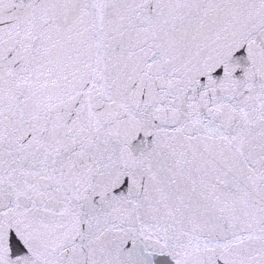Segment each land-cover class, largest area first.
Listing matches in <instances>:
<instances>
[{
    "label": "snow or ice",
    "instance_id": "snow-or-ice-1",
    "mask_svg": "<svg viewBox=\"0 0 264 264\" xmlns=\"http://www.w3.org/2000/svg\"><path fill=\"white\" fill-rule=\"evenodd\" d=\"M0 264H264V0H0Z\"/></svg>",
    "mask_w": 264,
    "mask_h": 264
}]
</instances>
